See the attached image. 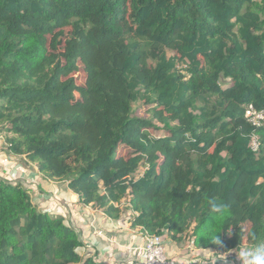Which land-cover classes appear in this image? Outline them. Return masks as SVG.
Wrapping results in <instances>:
<instances>
[{
  "label": "trees",
  "instance_id": "16d2710c",
  "mask_svg": "<svg viewBox=\"0 0 264 264\" xmlns=\"http://www.w3.org/2000/svg\"><path fill=\"white\" fill-rule=\"evenodd\" d=\"M248 104L264 110V0H0L6 151L111 219L126 205L130 229L189 244L188 213L215 199L236 226L193 249L264 239V125ZM0 264L100 263L0 179Z\"/></svg>",
  "mask_w": 264,
  "mask_h": 264
},
{
  "label": "crops",
  "instance_id": "0c3cea01",
  "mask_svg": "<svg viewBox=\"0 0 264 264\" xmlns=\"http://www.w3.org/2000/svg\"><path fill=\"white\" fill-rule=\"evenodd\" d=\"M0 179L23 184L39 210L63 217L80 235L86 254L100 264H143V256L136 250L141 232L129 228L126 215L111 219L91 205L80 203L67 183L51 181L38 173L34 164L9 154L1 136ZM164 252L177 264H206L208 254L187 242L177 244L169 239L164 241Z\"/></svg>",
  "mask_w": 264,
  "mask_h": 264
},
{
  "label": "clouds",
  "instance_id": "9594fccd",
  "mask_svg": "<svg viewBox=\"0 0 264 264\" xmlns=\"http://www.w3.org/2000/svg\"><path fill=\"white\" fill-rule=\"evenodd\" d=\"M229 214L230 206L220 203L215 199L208 200L206 214L189 212L185 221V229L189 236V245L194 247L198 237H206L212 244L218 248H222L223 240L221 239L220 233L223 232L225 235H230L233 227L236 226L224 219ZM208 218H211L212 223L207 222ZM226 222H228L227 226ZM202 228L207 231V236L197 234V230ZM240 231L241 229L239 228ZM239 238L252 241V243L239 244L237 248L231 250V252L235 253V261L238 264H264V239H259L256 233L251 231L247 233L246 237L239 236ZM204 251L211 255L212 264H216L217 261H221L223 264H229L226 258L231 252L217 255L208 250Z\"/></svg>",
  "mask_w": 264,
  "mask_h": 264
},
{
  "label": "built area",
  "instance_id": "2783aa9c",
  "mask_svg": "<svg viewBox=\"0 0 264 264\" xmlns=\"http://www.w3.org/2000/svg\"><path fill=\"white\" fill-rule=\"evenodd\" d=\"M245 118L252 125L258 127L264 125V110H257L252 104L245 108ZM252 148H256L255 140L252 142ZM163 236L148 235L141 233L140 243L136 250L143 256V264H177L168 259L164 252Z\"/></svg>",
  "mask_w": 264,
  "mask_h": 264
},
{
  "label": "rangeland",
  "instance_id": "374dc122",
  "mask_svg": "<svg viewBox=\"0 0 264 264\" xmlns=\"http://www.w3.org/2000/svg\"><path fill=\"white\" fill-rule=\"evenodd\" d=\"M221 83H224L223 81H221ZM137 105H135V108L134 109H137ZM136 115L137 116H139V117H146L141 111H137L136 112ZM122 208L126 211V213L124 214V216L126 215V217H127V222H129V217H130V212L129 211H127V209H126V205H122ZM101 226H103L102 224H101ZM231 252V251H230ZM222 254H224V253H221V254H217V255H222ZM227 259V261L229 262V264H238V262L237 261H235V253L234 252H231V254L226 258ZM204 261H205V263L206 264H211L212 263V259H211V255L208 253V254H206L205 255V259H204ZM216 264H223V262H221V261H217L216 262Z\"/></svg>",
  "mask_w": 264,
  "mask_h": 264
}]
</instances>
